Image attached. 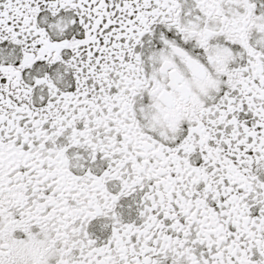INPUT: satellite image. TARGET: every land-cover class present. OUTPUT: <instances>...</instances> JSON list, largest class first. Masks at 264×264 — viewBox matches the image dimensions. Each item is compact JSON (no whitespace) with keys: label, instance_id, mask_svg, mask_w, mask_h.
Here are the masks:
<instances>
[{"label":"snow or ice","instance_id":"snow-or-ice-1","mask_svg":"<svg viewBox=\"0 0 264 264\" xmlns=\"http://www.w3.org/2000/svg\"><path fill=\"white\" fill-rule=\"evenodd\" d=\"M0 264H264V0H0Z\"/></svg>","mask_w":264,"mask_h":264}]
</instances>
